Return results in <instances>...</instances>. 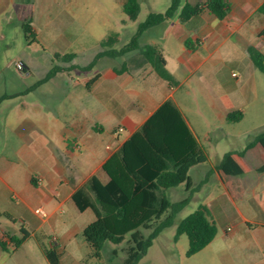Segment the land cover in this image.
Masks as SVG:
<instances>
[{"label": "crops", "instance_id": "obj_1", "mask_svg": "<svg viewBox=\"0 0 264 264\" xmlns=\"http://www.w3.org/2000/svg\"><path fill=\"white\" fill-rule=\"evenodd\" d=\"M34 1L37 10L59 11L75 0ZM124 1L115 0L121 9ZM150 1L153 6L146 9V16L163 13L170 4L166 0L167 7L157 11L153 7L161 0ZM205 1L187 0L192 6ZM223 1L230 11L222 20L204 12L181 23L175 14L141 35V47L149 45L161 51L165 69L173 79L171 83L160 78L138 51L118 58L102 57L89 71L64 70L69 64L61 66L54 60L43 66L40 76H33L32 65L24 61L21 63L28 75L7 74L0 69V141L5 139L3 129L14 125L15 138L25 141L16 152L38 163L27 173L26 199L48 206V217L41 222L60 227L63 241L76 240L88 224L81 228L66 224L59 215L61 206L72 202L75 190L90 177L107 183L102 166L162 103L170 100L207 154L205 163L188 172L194 191L190 201L199 195L204 197L198 207L207 209V220L214 224L216 235L190 258L185 257V241L182 254L162 246V253L156 252L155 258L159 253V258L176 264L181 263V257L184 264H264V149L254 143L264 130L252 135L248 130L235 132L231 128V124L245 120L246 109L256 97L257 69L248 49L254 47L264 56V35L259 36L264 30V15L257 12L264 0ZM147 2L140 3V10ZM14 5L16 8L17 0H0V13L8 12ZM32 31L35 33L36 29L32 27ZM135 31H127L124 40L118 33L120 42L116 49L126 44ZM63 33L67 34V29ZM69 54H74L71 64L76 66L92 61L78 64L79 53ZM230 64L241 66L244 71L243 80L232 86L222 75L223 67ZM55 65L63 70L38 84ZM4 96L7 98L1 100ZM229 113H240L241 119L227 122ZM12 115L19 118L12 122ZM123 133L127 136L120 140ZM251 143L253 146L246 149ZM225 157L228 162L222 164ZM18 174L0 162V181H9V193H15L14 179ZM88 211L92 212L87 209L81 213ZM94 220L95 217L90 223ZM2 234L0 229V241ZM182 238L185 236L173 239L174 246L185 240ZM58 239L53 238L56 242ZM156 239L138 264L149 258Z\"/></svg>", "mask_w": 264, "mask_h": 264}, {"label": "trees", "instance_id": "obj_2", "mask_svg": "<svg viewBox=\"0 0 264 264\" xmlns=\"http://www.w3.org/2000/svg\"><path fill=\"white\" fill-rule=\"evenodd\" d=\"M142 1L144 0H125L122 4V11L130 21L136 20ZM229 11V5L223 0H206L196 6L190 5L187 0H170L163 13L148 14L137 25L133 36L119 49H116L120 42L119 34L110 32L106 35L99 42L100 50L86 66L71 64L74 54H55L53 59L69 64L64 70L89 71L102 57L118 58L128 52L138 51L160 78L171 83L173 79L165 69L166 62L161 51L154 46L141 47V35L175 14H178L181 23H185L204 12L222 20ZM257 12L264 15V3L258 7ZM22 31L26 41L34 36L30 20L22 24ZM263 35L264 30L259 36ZM248 53L255 68L264 75L263 54L254 47H250ZM62 70L59 65L53 66L38 84ZM5 98L7 96L1 100ZM240 119V113H229L226 116L227 122H237ZM254 143L260 144L264 149V132L255 138ZM252 146L253 143L246 149ZM206 161L205 150L193 137L180 111L170 100L162 103L102 166L108 182L103 184L96 177H90L72 195V202L80 213L89 209L95 217L79 235L91 249V256L99 258L105 243L120 245L128 239L121 264H138L153 241L173 224L175 216L183 210L194 194L188 176L190 168ZM226 162L227 157L222 164ZM31 184H35L34 179H31ZM181 185L185 187L186 197L179 202H170L165 190ZM207 215V209L199 206L184 217L176 229L174 240L182 235L188 240L186 258L203 250L216 235V228L208 222ZM4 216L8 217L6 214ZM21 231L22 237L19 239L7 233H3V237L17 249L29 236L27 230ZM144 231L148 234L144 235ZM0 249L6 250L5 241H0ZM41 252L48 264H60L61 253L55 247L41 246Z\"/></svg>", "mask_w": 264, "mask_h": 264}, {"label": "rangeland", "instance_id": "obj_3", "mask_svg": "<svg viewBox=\"0 0 264 264\" xmlns=\"http://www.w3.org/2000/svg\"><path fill=\"white\" fill-rule=\"evenodd\" d=\"M166 0H161L154 5V9L162 11L167 7ZM144 3L135 22L128 19L115 0H75L65 10L46 9L34 7L37 6L34 0H17L15 5L8 12L0 13V69H5L6 73L19 75L16 64L26 62L32 65L33 76H40L44 65L53 61L55 54H68L78 52V64H86L93 55L100 50L99 42L110 32L121 34L122 40L126 38L127 31H135L138 22H143L147 14L146 9L153 6L149 0ZM46 4V3H45ZM63 8V7H61ZM68 14V16H66ZM31 21L32 27L36 29L33 37L28 41L24 39L22 24L25 21ZM125 22V23H124ZM67 29V34L64 30ZM66 37H70L68 40ZM61 66L66 64L56 62ZM224 81L229 85L243 80L244 71L241 66L226 65L222 69ZM233 75V76H232ZM29 80V79H28ZM254 81L257 83L256 97L246 109V118L239 124H231L235 132H246L255 134L264 130V75L255 70ZM16 115V114H15ZM12 115V122L19 118L18 115ZM27 116H30L27 113ZM2 115L0 114V118ZM14 124V123H13ZM14 125L3 129L4 138L0 141V162L8 166L12 172H19L16 181L15 193H9V181H0V229L11 237L21 238L22 229L28 231L29 236L26 241L17 249L13 244L7 243L6 250H0V264H48L41 252V246L45 248L55 247L61 251L60 264H121L124 259V249L128 246V239L120 245L105 243L100 251V257L91 256V249L79 238L69 242L63 241L60 237L59 228L43 225L42 219L34 214L36 207H42L47 212L48 206H44L36 199H26L29 169L38 163L26 159L16 152L21 149L25 141L18 140L13 135ZM127 136L126 133L120 135V140ZM3 142V143H2ZM165 194L170 202H179L186 197L184 185L177 188L165 190ZM199 198V199H198ZM203 196L189 201V203L174 218L173 224L164 229L154 242L150 250L149 258L142 264H176V262L162 257L163 249L177 250L182 254V241H185L186 248L188 240H185L174 246L173 239L180 221L187 215L194 212ZM66 224L77 225L79 228L89 224L94 218L92 212L80 213L74 207L72 202L63 204L60 210ZM8 215V217L4 216ZM42 226V227H41ZM144 235L148 232L144 231ZM59 238L54 241L53 238ZM2 241L5 238L1 237ZM7 242V240L5 241ZM184 258L181 257V263L184 264Z\"/></svg>", "mask_w": 264, "mask_h": 264}, {"label": "built area", "instance_id": "obj_4", "mask_svg": "<svg viewBox=\"0 0 264 264\" xmlns=\"http://www.w3.org/2000/svg\"><path fill=\"white\" fill-rule=\"evenodd\" d=\"M16 69L18 70V72L23 73L24 75L29 74V72L26 70L25 66L21 62L16 64ZM118 130L122 131V129L120 128ZM34 214L40 217L41 219H45L48 217V212L42 207L34 209Z\"/></svg>", "mask_w": 264, "mask_h": 264}]
</instances>
